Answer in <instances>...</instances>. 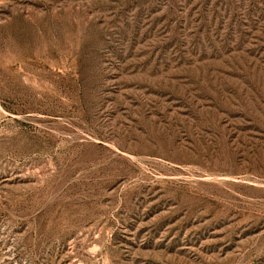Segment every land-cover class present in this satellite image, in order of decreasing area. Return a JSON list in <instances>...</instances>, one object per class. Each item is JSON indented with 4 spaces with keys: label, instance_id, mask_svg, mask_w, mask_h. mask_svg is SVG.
I'll use <instances>...</instances> for the list:
<instances>
[{
    "label": "rangeland",
    "instance_id": "obj_1",
    "mask_svg": "<svg viewBox=\"0 0 264 264\" xmlns=\"http://www.w3.org/2000/svg\"><path fill=\"white\" fill-rule=\"evenodd\" d=\"M0 264H264V0H0Z\"/></svg>",
    "mask_w": 264,
    "mask_h": 264
}]
</instances>
